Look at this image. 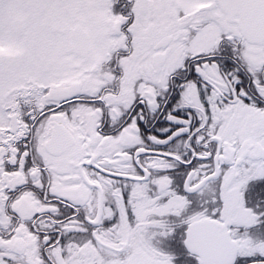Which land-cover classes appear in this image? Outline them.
<instances>
[{"label": "snow or ice", "instance_id": "6c2138e0", "mask_svg": "<svg viewBox=\"0 0 264 264\" xmlns=\"http://www.w3.org/2000/svg\"><path fill=\"white\" fill-rule=\"evenodd\" d=\"M0 264H264V0H0Z\"/></svg>", "mask_w": 264, "mask_h": 264}]
</instances>
